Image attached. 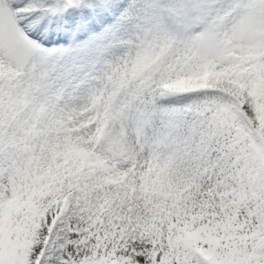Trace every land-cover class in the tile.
<instances>
[{
    "label": "snow or ice",
    "instance_id": "1",
    "mask_svg": "<svg viewBox=\"0 0 264 264\" xmlns=\"http://www.w3.org/2000/svg\"><path fill=\"white\" fill-rule=\"evenodd\" d=\"M0 264H264V0H0Z\"/></svg>",
    "mask_w": 264,
    "mask_h": 264
}]
</instances>
